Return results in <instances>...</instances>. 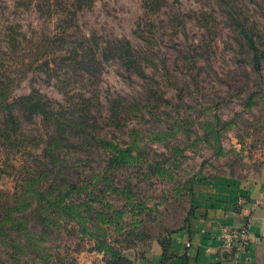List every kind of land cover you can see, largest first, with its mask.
<instances>
[{
  "label": "rangeland",
  "instance_id": "1",
  "mask_svg": "<svg viewBox=\"0 0 264 264\" xmlns=\"http://www.w3.org/2000/svg\"><path fill=\"white\" fill-rule=\"evenodd\" d=\"M237 17L264 51V0H0V264L116 262L42 208L63 179L128 264L183 224L198 182L264 168V60L255 69ZM26 96L87 110L134 160L113 169L108 149L70 136L49 163L37 116L6 138L3 108Z\"/></svg>",
  "mask_w": 264,
  "mask_h": 264
},
{
  "label": "crops",
  "instance_id": "2",
  "mask_svg": "<svg viewBox=\"0 0 264 264\" xmlns=\"http://www.w3.org/2000/svg\"><path fill=\"white\" fill-rule=\"evenodd\" d=\"M194 213L187 224L169 235V257L156 240L133 254L131 264H264V168L244 176H218L198 182ZM243 200V204L239 201ZM248 225L250 243L245 255L234 257L213 238L215 228Z\"/></svg>",
  "mask_w": 264,
  "mask_h": 264
},
{
  "label": "trees",
  "instance_id": "3",
  "mask_svg": "<svg viewBox=\"0 0 264 264\" xmlns=\"http://www.w3.org/2000/svg\"><path fill=\"white\" fill-rule=\"evenodd\" d=\"M236 22L241 29L244 42L247 48L250 50L252 64L255 69L258 70L260 61L264 60V51L259 47V43L257 42V38L254 34V29L249 26L248 20H246L245 18L241 19L237 17ZM126 61L131 62L129 58ZM0 85V91L3 95V89L6 87V84ZM15 102L17 104L16 109L15 107H11L9 105L4 106L3 108V117L5 119L4 128L10 130V134L6 138L11 139L13 136L18 135L20 130V118L30 120L35 116L40 117L47 129V134L43 142V151L46 154V157L49 159V163L58 162L55 154L57 155V157H59L61 149L69 147L68 141L70 136H72L71 139L75 137L77 140H81L82 144H85L86 139L94 140L103 148L108 149L110 151L108 164L109 167H112L113 169L130 164V162L134 160V158L131 156L132 149L130 147L121 148L114 142L98 138L93 134L95 132V121H93V123L89 125L86 120H83L84 115L87 113V110L84 111L83 109L82 113L77 116V119H73V117H75L72 114L73 112L69 113V111H67V109H63V107H54L52 102L48 101L45 98H41L40 96H26L16 100ZM13 110L15 112H13ZM58 173L60 172L58 171ZM85 192V188L80 187L74 183H69L65 179H63V184L60 186V189L55 197L48 199V196L43 195L42 193H40L39 195L41 197H44V200L47 199L42 208H54V211L59 216L66 218L67 220H72L78 226L80 234L89 235L95 239V242L97 244V248L95 249H97L98 252H104L112 255L114 257V261L116 262H112L110 264H118L119 262H121L120 264H123V259L116 258L119 255L114 253L107 243L103 242L98 236L93 234L90 228L87 226L88 216L83 210V208L86 207V204H84L83 202L76 203L71 199L72 195H82ZM190 192L191 200L189 210L186 218L183 221V224H187L189 222V218L194 213L195 193L192 189L190 190ZM100 215L103 216L102 214ZM178 229L167 231L166 233L160 235L159 237H157V239H155L163 250V256L165 260H167V258L170 256L168 254L169 235L177 231ZM182 259L183 264L188 263L186 255L183 256ZM128 264H131V262L129 261Z\"/></svg>",
  "mask_w": 264,
  "mask_h": 264
},
{
  "label": "built area",
  "instance_id": "4",
  "mask_svg": "<svg viewBox=\"0 0 264 264\" xmlns=\"http://www.w3.org/2000/svg\"><path fill=\"white\" fill-rule=\"evenodd\" d=\"M239 202L244 203L243 200ZM213 238L221 248L231 251L234 257L245 255L250 243L249 227L244 225L236 228L220 224L215 228Z\"/></svg>",
  "mask_w": 264,
  "mask_h": 264
}]
</instances>
